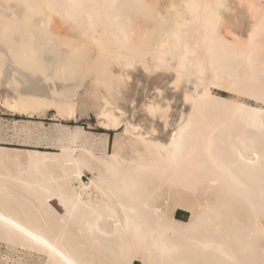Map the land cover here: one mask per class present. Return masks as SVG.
I'll return each instance as SVG.
<instances>
[{
  "label": "bare ground",
  "instance_id": "6f19581e",
  "mask_svg": "<svg viewBox=\"0 0 264 264\" xmlns=\"http://www.w3.org/2000/svg\"><path fill=\"white\" fill-rule=\"evenodd\" d=\"M0 105L59 123L0 142L12 249L264 264V0H0ZM90 111L104 138L63 124Z\"/></svg>",
  "mask_w": 264,
  "mask_h": 264
},
{
  "label": "rangeland",
  "instance_id": "374dc122",
  "mask_svg": "<svg viewBox=\"0 0 264 264\" xmlns=\"http://www.w3.org/2000/svg\"><path fill=\"white\" fill-rule=\"evenodd\" d=\"M54 113L50 112L45 118H34L27 119L24 117L14 116L6 112L0 105V142H4L7 148H13L14 145L22 144L24 141V136H19V128L15 127L16 123H21L25 121L42 122L47 130H52L58 122L54 121L52 115ZM26 123V122H25ZM65 126L71 128L72 130L76 127H81L88 134L95 135L97 138H104L106 132L103 130H92L97 127L96 115L93 111L89 112L88 116H79L77 121L64 122ZM51 128V129H50ZM124 130V124H122L117 130L109 132L110 139V148L112 151L113 142L116 136L121 135ZM89 175L84 178V181L87 182ZM52 207L61 211L59 204L57 202L51 203ZM178 218L184 217L188 219L189 214L184 210H178ZM0 264H43L42 258H39L38 255H29L21 250H14L8 246L5 242L0 241ZM135 264H142L141 262H136Z\"/></svg>",
  "mask_w": 264,
  "mask_h": 264
}]
</instances>
